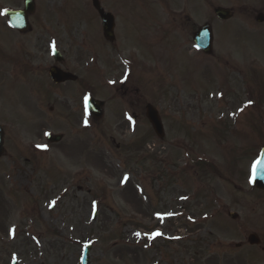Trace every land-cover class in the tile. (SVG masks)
Returning a JSON list of instances; mask_svg holds the SVG:
<instances>
[{
    "label": "rangeland",
    "instance_id": "374dc122",
    "mask_svg": "<svg viewBox=\"0 0 264 264\" xmlns=\"http://www.w3.org/2000/svg\"><path fill=\"white\" fill-rule=\"evenodd\" d=\"M42 3L36 28L18 38L1 11L22 0L0 1V264H80L88 244L90 264H264L259 249L236 247L247 236L228 217L264 229L250 175L264 147V24L250 17L264 0L109 1L124 37L105 48L83 2ZM216 7L233 18L219 22ZM172 9L190 18V34H168ZM206 23L211 57L192 42ZM77 43L100 59L85 63ZM42 44L45 60L34 62ZM53 47L79 83L53 86ZM86 86L105 103L99 121ZM147 104L160 111L162 140ZM134 113L144 119L130 123Z\"/></svg>",
    "mask_w": 264,
    "mask_h": 264
},
{
    "label": "flooded vegetation",
    "instance_id": "af4514ba",
    "mask_svg": "<svg viewBox=\"0 0 264 264\" xmlns=\"http://www.w3.org/2000/svg\"><path fill=\"white\" fill-rule=\"evenodd\" d=\"M0 1H2V0H0ZM26 1H28V0H25L24 3ZM30 1L32 2L31 3L32 4V10H31L30 13H28V20L32 24V27L36 28V26H34L32 20L34 22H36L35 17H37V20H38V17L44 13V5L42 3V0H30ZM78 1L83 2L85 4V10L92 17L91 20L96 25L97 29H99L100 25H101V28H102V21H101L99 12H98L96 7L100 6V8H102L106 13H112L108 9V3H109V1L115 2L116 0H78ZM129 1H131V0H129ZM200 1L203 3V2H206L207 0H200ZM70 2H75V0H65V4H68ZM117 2H123V0H117ZM12 8H14L15 10H23L24 9V7L21 8V5L16 6V7H12ZM203 9H205V8L203 7ZM230 10H231V12L233 14L234 10L233 9H230ZM112 14L114 15V18H115V14L114 13H112ZM167 14L170 17V19H169L170 27H169V31H168L169 35L172 36L173 34H175L177 32H182V34H185V33L189 32V34H190L194 30V28H191L190 25H189V22H190L189 19L190 18L187 17L185 15V13H183V10L182 11H177V10L172 9V10L167 11ZM259 15H261L263 17V21H264V10H263V11H253L252 15L250 17L251 22H254L258 18ZM93 18H94V20H93ZM114 23H115L114 41H110L109 42L105 38H103V40H104L103 47L104 48L106 46L107 47L108 46L115 47L118 44L117 40L121 39V37H124V35L121 36V37H120V34L117 35L118 21H116V19H115ZM32 30L33 29L31 28L29 34L32 33ZM43 30H44V28L41 29V31H43ZM13 32H15V31H13ZM118 42L121 43L120 41H118ZM81 50L84 51L85 48L82 47ZM45 51H46L45 47L42 44L40 46V49L35 53L33 61L36 62L38 60L39 63H42L45 60V56H46V52ZM95 55L99 56L98 51H96V53H95L94 51L88 50V56H89L88 58L89 59L91 58V60H94V56ZM78 62H79V60H78ZM63 68L67 72H69V70H70V68H65V67H63ZM131 117L136 122H138L140 118H141V120L144 119V115L143 116H139L137 113L132 114ZM239 220H240V217H238L236 219V222L238 223ZM237 223L235 224L234 232L235 233H242V234H244L247 237L245 238L246 241L244 240V242H240L239 244L236 245V247L238 249L256 248V249H260L264 253V238H263L264 229L262 231H260L259 236H258L255 233H253V231H249V227L251 229H253V227H254V222L253 221L250 224L248 222H245V224H239L238 225Z\"/></svg>",
    "mask_w": 264,
    "mask_h": 264
},
{
    "label": "water",
    "instance_id": "95a60500",
    "mask_svg": "<svg viewBox=\"0 0 264 264\" xmlns=\"http://www.w3.org/2000/svg\"><path fill=\"white\" fill-rule=\"evenodd\" d=\"M216 15L221 19L230 18L229 11H226L223 9L216 10ZM7 17L9 19H11L12 17H15V20H17L18 23L22 24V27L17 26V28L23 29L25 27L26 22H25V17H24L23 12H20L18 14L9 12V13H7ZM102 18L104 20L105 35L107 36V38H110V40H113L112 36H113V27L114 26L112 23L113 22L112 17L110 15H106V14L102 13ZM259 21H261V19H259ZM194 43L204 53H206V54L211 53V50H212V33H211L209 26L202 27L195 34ZM50 76L55 83H62V82H66V81H75L77 79L73 75L63 73L62 71H60L58 69H52L50 72ZM87 103H88V108H89L91 114L93 115V117L95 119H100L102 117V114H103V112H102L103 103L97 102L91 98L88 99ZM147 116H148V119H149L150 123L152 124L155 132L158 134V136L163 137V128H162V124L160 122L158 113L151 106L148 107ZM60 139H61V137L57 136V137H52L49 140L51 142L57 143L60 141ZM2 145H3V131L0 128V157L3 154ZM255 173L256 174H255V178H254V185L258 189L264 190V151H263L261 160L259 161V163L255 169ZM231 217L234 218L235 215H231ZM90 250H91V246H86V248L83 252V255H82V260H81L82 264H90L89 263Z\"/></svg>",
    "mask_w": 264,
    "mask_h": 264
}]
</instances>
